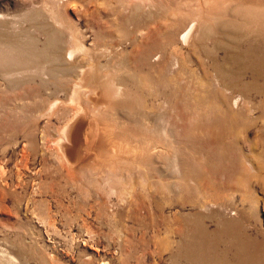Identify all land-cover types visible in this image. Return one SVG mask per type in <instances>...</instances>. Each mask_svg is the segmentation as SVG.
Returning <instances> with one entry per match:
<instances>
[{
    "label": "rangeland",
    "instance_id": "rangeland-1",
    "mask_svg": "<svg viewBox=\"0 0 264 264\" xmlns=\"http://www.w3.org/2000/svg\"><path fill=\"white\" fill-rule=\"evenodd\" d=\"M134 1L0 0V264H245L251 254L257 264L264 259V41L240 36L231 51L214 48L218 33L206 22L192 43L175 44L172 32L184 17L179 13L196 7L184 0L174 11L159 7L163 19L129 46L122 39H130L125 34L135 27L126 19ZM60 37L64 47L70 37L84 38L98 59L94 74H102L103 90L99 83L94 95L81 87L69 99L89 58L77 54L71 65L47 62L54 52L46 41L60 45ZM152 52L157 60L149 58ZM230 53L241 62L223 63ZM219 62L222 74H216ZM117 79L129 86L109 94ZM128 103L142 124L132 123L121 105ZM76 117L96 125L95 135H85L84 123L79 141L91 140L89 146L78 142L74 158L66 157L60 143L70 142L63 129ZM124 123L141 141L153 133L165 146L166 157L160 151L164 159L154 157V168L149 159H136L138 149L131 158L133 152H122L130 145L118 135ZM105 144L122 154L115 158ZM77 146L89 148L77 156ZM189 172L186 188L181 174ZM165 175L169 186L163 191L157 179Z\"/></svg>",
    "mask_w": 264,
    "mask_h": 264
},
{
    "label": "bare ground",
    "instance_id": "bare-ground-1",
    "mask_svg": "<svg viewBox=\"0 0 264 264\" xmlns=\"http://www.w3.org/2000/svg\"><path fill=\"white\" fill-rule=\"evenodd\" d=\"M75 1V0H74ZM186 1V0H185ZM194 3L196 5V7L193 6L192 10L190 11V9H188L187 7H190L188 6L189 4L187 3V9H185L186 11H189V12H185V11H182V13H179V14H184V17H181V19L178 21V19H175L174 21L178 22L180 25V27L176 30V29H173L174 31L172 32L173 35H176V39L174 41L175 44H180V45H187L193 38V36L196 34V31H198V27H199V24H205L207 22V26L209 27L211 24L212 28H214V31H216V33H218V36L216 39H214V41L212 42V45L214 48H224V49H229L230 51L233 50L232 48H235L237 45L239 46V41H241V39L239 38L240 36H242V38L244 40L250 38L251 35H254V36H257V38L260 40V41H264V31L262 30L264 27H261V23L264 22V2L262 1H255V0H193ZM180 2H184V0H135L133 3H132V7H131V14L126 18V19H129L131 21V23L133 25H135L134 27V30L132 32H129L128 34H125V35H131V38L130 39H122V41H124L125 43H128L129 46L132 42V46L134 45L133 43H136L138 41H140L141 39L143 38H147L148 35L147 33H141L142 30H148L149 31V28H150V25L149 24H152L154 22V20H157V19H163L161 15H159V13L157 12V9L159 7H165V8H170L172 9L174 7V5L176 3H179ZM188 2V1H187ZM190 2V1H189ZM191 3V2H190ZM186 4V3H185ZM185 4L183 3V5L185 6ZM157 5H159L157 7ZM182 5V6H183ZM142 6L144 7V9L142 8ZM181 6V7H182ZM183 6V7H184ZM177 7H179L180 9V6L177 5ZM176 7V9H178ZM164 8V10H165ZM185 8V7H184ZM163 9V8H162ZM183 9V8H181ZM180 9V10H181ZM184 10V9H183ZM173 11H174V8H173ZM163 12V11H162ZM177 12V11H176ZM185 12V13H183ZM172 15V14H171ZM169 17V16H168ZM170 20V19H169ZM175 22V23H176ZM171 25V24H170ZM206 25V24H205ZM204 25V27H205ZM207 27V28H208ZM201 28V27H200ZM203 28V27H202ZM201 28V30H202ZM210 30V28H208ZM140 32V33H139ZM199 32V31H198ZM209 33V32H208ZM212 34V33H210ZM125 35H123V37H125ZM202 35V34H201ZM207 36V35H206ZM209 36V34H208ZM203 38V37H202ZM62 43L59 45V44H53V42L51 40H47L46 43H45V47H48V48H51L52 51L54 52V57H51L50 59L47 58V62H50L51 60V63L54 64V63H57L59 65H67V64H72V62L74 61L75 59V56H77V54H83L85 56L88 55V62L85 64V65H82L77 74V76H75L76 80L74 83H72V86L70 87L69 89V99L70 100H73L75 96H77V93H78V89L83 87L85 88L86 87H89L87 89H91L92 91H94L93 89L96 87H98L96 84H98L99 82H101L102 80H100V78H98L99 76H101L102 74L98 75V74H94V70L97 71V68H100L99 66V62H98V59L96 58V56L92 57V54L90 53V50H89V47H87V44L84 40L83 37H80V38H71L70 37V45L68 46H63V39L62 37H60L59 39ZM17 43V42H16ZM192 43V41H191ZM18 44V43H17ZM258 45V44H257ZM14 47V46H13ZM33 48V47H32ZM260 48V47H259ZM13 49V48H12ZM28 50V48H25ZM46 49V48H45ZM124 49V48H123ZM165 49V48H164ZM23 51V48L21 49ZM206 50H208L206 48ZM205 50V52H206ZM17 51V50H16ZM256 51V50H255ZM59 52V53H58ZM252 52V51H251ZM30 54V53H29ZM61 58L59 57V55H61ZM91 54V55H90ZM158 54V53H154L152 52L151 54H148L149 55V58L152 60H157L155 58V55ZM95 55V54H94ZM159 55V54H158ZM206 55V54H205ZM30 57V56H29ZM63 57V58H62ZM98 57V56H97ZM101 57V56H100ZM159 57V56H158ZM174 57V56H173ZM241 58V57H240ZM240 58L238 57L237 54H229L223 61V63H226V60H231V61H234V62H241L240 61ZM159 59V58H158ZM217 59V58H216ZM176 61V59H175ZM62 62H65L62 64ZM213 62V61H212ZM261 66H264V57L261 58ZM223 63L222 62H219L217 63L216 65L217 68H218V72L216 74H222L220 72H223L222 71V68H223ZM154 64V63H153ZM260 64V63H259ZM254 66V64H253ZM212 67V66H211ZM96 68V69H95ZM101 70V69H100ZM107 70V69H106ZM122 73V72H121ZM120 73V74H121ZM256 73V72H255ZM118 74V73H117ZM97 77H96V76ZM105 75V73H104ZM103 75V76H104ZM114 75V74H113ZM124 75V74H123ZM109 76V75H108ZM102 78V77H101ZM99 80V82H98ZM132 80V79H131ZM109 81V80H108ZM115 81V80H114ZM118 81V79H117ZM97 82V83H96ZM103 82V81H102ZM110 82V81H109ZM108 82V83H109ZM105 82L102 83V86ZM100 85V89L103 90V87L101 88V84L99 83ZM120 86H124V89H122L123 91H126V87L129 86V82H126V81H118L115 83V87H114V91H111L109 94H112L113 95V92H114V95H117L119 94L120 95V92H121V87ZM106 88H109V87H106ZM113 88V87H111ZM98 89V88H97ZM105 89V88H104ZM82 90V89H81ZM102 90H99V93H101L100 91ZM129 90H131L129 88ZM91 91V92H92ZM109 91V90H108ZM82 92V91H81ZM89 92V91H88ZM87 92V93H88ZM98 92V91H97ZM106 92V91H104ZM95 91L93 92V95H94ZM86 94V92H85ZM97 94V93H95ZM105 94V93H104ZM90 96L92 95L89 94ZM88 94L86 95L87 98L89 96ZM92 95V96H93ZM89 96V97H90ZM91 96V97H92ZM96 96V95H95ZM106 96V95H104ZM110 96V95H109ZM107 97V96H106ZM111 97V96H110ZM108 97V98H110ZM119 97V96H118ZM116 97V98H118ZM78 98V97H77ZM77 98H75V100H77ZM93 98V97H92ZM91 98V99H92ZM114 98V97H112ZM90 99V98H89ZM107 99V98H106ZM111 99V98H110ZM120 99V97L118 98ZM79 100V98H78ZM108 100V99H107ZM112 100V99H111ZM114 101V99L112 100ZM129 101V100H128ZM76 102V101H75ZM111 102V101H110ZM121 102H123L121 100ZM69 103V102H68ZM164 103V102H163ZM129 104V103H128ZM132 104V103H131ZM131 104L128 105H125V104H121L124 106V109L125 107H127L129 109V113H128V116H130L132 123L133 122H137L142 124V120H141V117L139 116V114H135V108L134 106H132ZM134 104V103H133ZM239 104V99H234L233 102H232V106L236 109L238 108ZM120 105V104H119ZM80 107V106H79ZM122 109V107H120ZM123 110V109H122ZM122 110H121V114L123 115L122 113ZM124 111V110H123ZM126 111V110H125ZM77 114L81 113L79 111L76 112ZM76 114V115H77ZM83 114V113H82ZM158 114V113H157ZM75 115V116H76ZM126 115V113H125ZM156 115V113H155ZM124 116V115H123ZM122 116V117H123ZM158 116V115H157ZM127 118V117H126ZM154 118V117H152ZM88 119V118H87ZM94 119V118H93ZM130 120V119H129ZM148 120V119H147ZM86 121V120H85ZM88 121V120H87ZM90 121V120H89ZM92 121V120H91ZM90 121V122H91ZM123 121V120H122ZM106 122V121H105ZM116 122V121H115ZM125 122V121H123ZM150 121L148 120V123ZM85 122L83 121V118H79V117H76L75 120L72 122V123H68L67 126L64 127L63 129V134L65 135L66 137V140L67 142H70V146L68 145V143H60V146H61V150L63 153L62 155H66V157H71L73 156L72 155V152H74V148L76 146V144L79 142V144L81 145H88L89 146V142H91L90 138H87L89 139L90 141L87 143V141H84V143L82 144L81 140L79 141V137H80V130H81V127L85 128L84 126H82ZM87 123V122H86ZM85 123V124H86ZM89 123V122H88ZM88 127H86L87 132H84L85 135L88 137H90V134H92L91 130H96L95 129V126L93 129H91L93 126L89 123ZM94 123V122H93ZM121 123V122H120ZM95 124V123H94ZM123 125V123H121ZM135 124V123H133ZM115 125V124H114ZM125 128L126 126L128 125L125 124ZM132 125V124H131ZM92 126V127H91ZM104 126V125H103ZM102 126V127H103ZM108 126V125H107ZM111 126V125H110ZM113 126V125H112ZM111 126V127H112ZM130 126V124L128 125ZM109 127V126H108ZM123 127V126H122ZM110 128V127H109ZM108 128V129H109ZM121 128V127H120ZM98 129V127H97ZM100 129V127H99ZM106 129L107 127H105L104 129V132H106ZM111 129V128H110ZM109 129V130H110ZM112 129L116 130V127H112ZM111 129V131H113ZM123 129V128H121ZM119 129V130H121ZM108 130V131H109ZM117 129V131H119ZM152 130V129H151ZM84 131V130H83ZM102 131V129H101ZM100 131V132H101ZM123 132L122 133H119L118 135L122 134V136L124 138H126V140L129 142V146L127 145V149H123V153H126V151L129 153V152H133V150H137L139 151V156L138 154L136 156H134V152L131 153V156H134L136 157V159H149L151 162H152V166L151 168H154V162L152 161L153 158H158L159 156V152L162 151L163 153V148L165 147H162L160 146L161 144L158 143V140H156V137H154L155 135L153 133H150L149 135L147 136H150L151 138L148 139V138H144L142 141L141 139L139 138L138 134H134L131 130H128L127 128L122 130ZM99 132V133H100ZM103 133V132H102ZM101 133V134H102ZM109 133V132H107ZM111 133V132H110ZM109 133V134H110ZM93 134L95 135V131L93 132ZM92 134V135H93ZM100 134V135H101ZM105 134V133H104ZM103 134V136H104ZM208 134V133H207ZM82 135H84L82 133ZM86 136H84L86 138ZM99 136V135H98ZM106 136V135H105ZM110 136H112L110 134ZM115 136V135H114ZM121 136V135H120ZM119 136V138H120ZM93 138V136H91ZM96 137V136H95ZM108 137V135H107ZM107 137L103 138L104 140H100V137L97 139V141H103L102 144H104V141H108V140H105V139H108ZM122 137V138H123ZM85 138L83 140H85ZM111 138V137H110ZM113 138V137H112ZM115 138V137H114ZM113 138V139H114ZM118 138V137H116ZM118 138V139H119ZM158 138V137H157ZM95 139V138H94ZM94 139H92L94 141ZM113 139H112V142L113 143ZM117 139V141H118ZM159 141H160V138H158ZM165 139V138H164ZM111 140V139H109ZM116 140V139H115ZM120 140L122 141V139L120 138ZM195 140V139H194ZM92 141V142H93ZM163 141V139L161 140ZM160 141V143H161ZM95 142V141H94ZM99 142V143H100ZM126 142V141H125ZM125 142L123 144H125ZM127 142V143H128ZM165 142V140L163 141ZM167 142L169 143L168 139H167ZM166 142V143H167ZM196 142V141H195ZM200 142V141H199ZM219 142V141H218ZM98 143V142H97ZM116 143V142H114ZM198 143V142H197ZM216 143V142H214ZM106 144H109V141L108 143ZM106 144L104 145L105 148L107 147ZM122 144V143H121ZM163 145H165V143H162ZM91 145V144H90ZM100 145V144H99ZM112 147H107L108 149L106 151H110V153L114 156L115 155V158L116 156H118V154H122L121 153V150L117 149V147L115 148V144H111ZM126 145V144H125ZM169 145V144H168ZM173 145V144H172ZM192 145V144H191ZM199 145V144H198ZM80 146V145H79ZM93 146V143L91 145V147ZM103 146V145H101ZM59 147V146H58ZM78 147V146H77ZM94 147V146H93ZM92 147V148H93ZM95 147H97L95 145ZM83 148V151H84V148H86L85 146H82L80 147V149ZM89 148V147H87ZM86 148V149H87ZM91 148V149H92ZM101 148V147H100ZM119 148V147H118ZM126 148V147H125ZM169 148V147H168ZM60 149V148H59ZM79 149V147H78ZM78 149H77V152H76V155H82V154H79V153H83V151L81 152V150L79 149L80 152H78ZM97 149V148H96ZM103 149V148H101ZM121 149V148H120ZM172 149V148H171ZM170 149V151H171ZM196 149V148H194ZM95 150L92 149V151ZM165 150V149H164ZM167 150V149H166ZM173 150H174V147H173ZM86 151V150H85ZM84 151V152H85ZM97 151H100V149ZM105 151V152H106ZM137 151V152H138ZM96 152V151H95ZM102 152V151H100ZM99 152V153H100ZM104 152V153H105ZM169 152V151H168ZM86 153V152H85ZM89 153V152H88ZM165 153V152H164ZM163 153V155H164ZM84 154V153H83ZM107 154V153H106ZM171 154V153H170ZM75 155V157H76ZM77 155V156H78ZM111 155V156H112ZM130 155V154H129ZM163 155L161 157H163ZM173 155V154H172ZM112 156V158H114ZM120 156L119 155V159H120ZM165 156V155H164ZM65 157V158H66ZM124 157V156H122ZM121 157V158H122ZM160 157V156H159ZM160 157V159H161ZM166 157V156H165ZM171 158V156H168ZM174 157V156H173ZM172 157V158H173ZM74 158V156H73ZM78 158V157H77ZM154 158V159H155ZM82 159V158H81ZM135 159V160H136ZM164 159V157H163ZM169 159V158H168ZM190 159V158H189ZM68 160V158H67ZM77 160V159H75ZM94 160V159H93ZM159 160V159H158ZM171 160V159H169ZM188 160V159H187ZM196 160V159H195ZM168 161V160H167ZM173 161V160H172ZM171 161V163H173ZM69 162V161H68ZM72 162H74V159L72 160ZM159 162V161H158ZM164 162V161H163ZM166 162V161H165ZM164 162V164H165ZM192 162V160H191ZM190 162V163H191ZM71 163V162H70ZM75 163V162H74ZM73 163V164H74ZM139 163V162H138ZM185 163V162H184ZM193 163V162H192ZM199 163V162H198ZM168 165L166 167H168L169 165L171 166V164L167 163ZM163 165V164H162ZM234 165V164H233ZM190 166V165H189ZM235 166V165H234ZM205 167V166H204ZM218 167V166H217ZM150 168V169H151ZM158 168V167H156ZM161 168V166H160ZM163 168V166H162ZM166 169V168H164ZM171 168H169L170 170ZM178 169V168H177ZM232 169V168H231ZM168 170V169H167ZM168 170L169 172V175H170V171ZM166 171V170H165ZM184 171V170H183ZM160 172V171H159ZM167 172V171H166ZM165 172V173H166ZM155 173V172H154ZM164 173V172H163ZM162 173V174H163ZM176 173V172H174ZM178 173V172H177ZM188 174L189 173H186L184 176L183 174L182 175V179L184 181V185L186 186L187 188V179H188ZM155 175V174H154ZM167 175V174H166ZM165 175V176H166ZM192 175V173H191ZM157 176V175H156ZM172 176V175H171ZM169 176H166V177H160L159 179H157V182H162V189L163 191H166L168 189L167 185L169 186L168 182H169ZM155 178V177H154ZM156 180V178H155ZM172 182V181H171ZM151 184H154V181L152 180L151 181ZM171 186V185H170ZM184 202V201H183ZM185 255H188V253L186 252ZM256 258L257 256L255 254H251L248 258V261L245 262V264H257L256 263ZM260 264H264V259L262 258V261L260 262Z\"/></svg>",
    "mask_w": 264,
    "mask_h": 264
}]
</instances>
